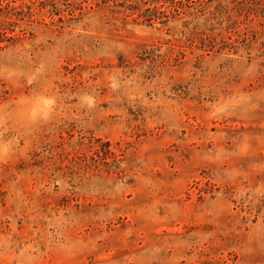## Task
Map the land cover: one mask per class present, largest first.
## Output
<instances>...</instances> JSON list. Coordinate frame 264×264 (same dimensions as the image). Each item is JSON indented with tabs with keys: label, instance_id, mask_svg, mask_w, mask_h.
I'll return each mask as SVG.
<instances>
[{
	"label": "rangeland",
	"instance_id": "rangeland-1",
	"mask_svg": "<svg viewBox=\"0 0 264 264\" xmlns=\"http://www.w3.org/2000/svg\"><path fill=\"white\" fill-rule=\"evenodd\" d=\"M0 264H264V0H0Z\"/></svg>",
	"mask_w": 264,
	"mask_h": 264
}]
</instances>
